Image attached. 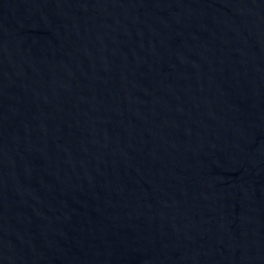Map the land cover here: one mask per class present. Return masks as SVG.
Instances as JSON below:
<instances>
[{
	"label": "water",
	"instance_id": "95a60500",
	"mask_svg": "<svg viewBox=\"0 0 264 264\" xmlns=\"http://www.w3.org/2000/svg\"><path fill=\"white\" fill-rule=\"evenodd\" d=\"M0 264H264V0H0Z\"/></svg>",
	"mask_w": 264,
	"mask_h": 264
}]
</instances>
